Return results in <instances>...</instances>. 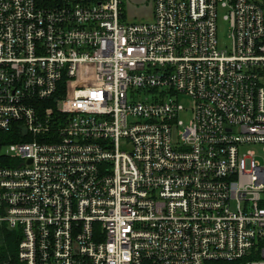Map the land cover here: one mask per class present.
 I'll return each instance as SVG.
<instances>
[{
  "label": "built area",
  "instance_id": "built-area-1",
  "mask_svg": "<svg viewBox=\"0 0 264 264\" xmlns=\"http://www.w3.org/2000/svg\"><path fill=\"white\" fill-rule=\"evenodd\" d=\"M148 5L0 0L12 264H264V0Z\"/></svg>",
  "mask_w": 264,
  "mask_h": 264
},
{
  "label": "rangeland",
  "instance_id": "rangeland-1",
  "mask_svg": "<svg viewBox=\"0 0 264 264\" xmlns=\"http://www.w3.org/2000/svg\"><path fill=\"white\" fill-rule=\"evenodd\" d=\"M125 4V9L128 13L129 19H143L149 18L151 16V9L149 4V0H123ZM225 7L220 6L217 11V36L219 44H229L230 39L228 37V22L224 18ZM181 102L188 106L190 100L188 98L182 97ZM241 153L246 154L247 151H253L255 154V159L264 164V148L262 145H245L240 149ZM235 202H232V208H235Z\"/></svg>",
  "mask_w": 264,
  "mask_h": 264
},
{
  "label": "trees",
  "instance_id": "trees-1",
  "mask_svg": "<svg viewBox=\"0 0 264 264\" xmlns=\"http://www.w3.org/2000/svg\"><path fill=\"white\" fill-rule=\"evenodd\" d=\"M16 254V238L8 231L0 232V264H12Z\"/></svg>",
  "mask_w": 264,
  "mask_h": 264
}]
</instances>
